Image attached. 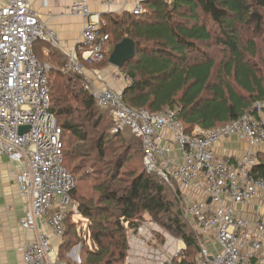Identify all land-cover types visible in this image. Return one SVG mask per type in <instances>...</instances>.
I'll use <instances>...</instances> for the list:
<instances>
[{"label": "built area", "instance_id": "2783aa9c", "mask_svg": "<svg viewBox=\"0 0 264 264\" xmlns=\"http://www.w3.org/2000/svg\"><path fill=\"white\" fill-rule=\"evenodd\" d=\"M117 1L73 0L70 14L81 17L84 26L80 41L66 50L31 0H0V159L16 165L10 179L24 198L21 227L37 235L36 241L20 249L23 264H68L53 256L51 239L41 226L47 223L54 235L63 237L65 221L69 214L78 215L79 208L71 198L76 179L64 167L63 131L52 111L49 71L53 67L41 63L34 51L37 43L47 42L67 58L60 73L84 78L97 106L108 112L112 133L129 130L141 140L147 173L177 182L189 200L198 197L191 200L187 214L220 246L210 260L201 244L199 264H264V173L253 172L264 153V100L227 125L188 133L176 111L138 110L125 102L122 91L95 87L86 65L104 60L110 39L103 32L100 13L89 6L111 7ZM144 2L136 0L133 15H143ZM131 83L126 79L125 87ZM22 127L29 130L20 133ZM228 139L247 147L237 164L217 155L216 146ZM175 148L182 151L180 163L173 156ZM254 201L260 213L255 220L246 219L237 206L246 208Z\"/></svg>", "mask_w": 264, "mask_h": 264}, {"label": "trees", "instance_id": "16d2710c", "mask_svg": "<svg viewBox=\"0 0 264 264\" xmlns=\"http://www.w3.org/2000/svg\"><path fill=\"white\" fill-rule=\"evenodd\" d=\"M144 5L143 15L130 16L116 43L104 51L103 61L109 63L116 44L128 37L137 43L138 56L129 63H135L128 72L132 83L124 91L129 106L151 113L169 106L191 133L195 123L204 131L227 125L264 100V67L257 51V39L264 38V0H145ZM59 70L61 83L51 87L50 71L49 87L52 111L63 131L64 167L74 177L91 169L79 178L91 180V193L83 195L77 184L71 193L78 215L88 222L86 234L93 245L83 247L81 264H126L130 233L147 216L165 228L163 219L169 216L187 247L177 264H199L189 253L193 250L201 259L200 239L184 230L180 211L172 215L173 203L183 202L182 193L175 191L172 202L169 184L157 174L138 166L126 170L132 147L115 146L124 131L113 134L103 126L102 108L82 76ZM70 159L79 161L72 171L66 168ZM257 159L253 172L261 176L264 153ZM67 222L64 237L71 233Z\"/></svg>", "mask_w": 264, "mask_h": 264}, {"label": "rangeland", "instance_id": "374dc122", "mask_svg": "<svg viewBox=\"0 0 264 264\" xmlns=\"http://www.w3.org/2000/svg\"><path fill=\"white\" fill-rule=\"evenodd\" d=\"M38 1V2H37ZM44 1V0H43ZM47 1V6L42 7L40 5V0H36V7L42 13V20L44 22H48L49 25L55 30V29H60L59 30V40L64 42H74L80 38L81 35V29H82V22L81 20L76 22L75 20L77 16L71 15L69 11H63V13L58 11V6L62 2V0H45ZM125 3L123 4V7L120 5L117 6L115 4L111 5V7H104L100 6L99 4H91L89 7L92 12L98 11L101 12V19L100 23L102 24L103 31L109 35V43L107 45L108 51L112 48V46L116 43L118 34L122 33L123 30L126 27V20L130 16H132V12L135 8L134 4L136 0H124ZM123 3V2H122ZM121 3V4H122ZM133 5L134 7L132 8ZM135 18V15H133ZM71 24L70 28L71 30L76 29L73 32L66 31L67 26ZM80 33V35H79ZM35 55L38 57L39 61L44 64H49L53 69H51V87H56L58 86L62 79L58 76V74L55 72L58 67L61 69L64 67V64L66 62V58L62 57V53L60 52L59 49L54 48L50 43H38L36 44L35 47ZM257 51H259V58L262 60L260 62L261 67H264V38H259L257 39ZM62 64V66H61ZM89 64H87L88 66ZM110 66V64L107 61H101L98 62L97 64H91V66L95 70H101L104 68H107ZM49 71V73H50ZM264 71V68H263ZM130 78V77H129ZM127 79V78H126ZM125 80L122 81V83ZM100 114L103 119V126L104 127H109V132L112 133L113 130V125H112V120H110L109 114L106 110L100 109ZM63 122H69L68 119L63 120ZM62 123V122H61ZM68 134L66 131L65 135ZM68 140V139H67ZM65 139L66 143V148L65 152L67 153L68 151V142ZM115 146L120 147L123 145L124 147H129L131 149V154L129 155L130 161L128 162L127 165H125L126 170H132L134 166H138L144 170L145 168L142 165V151H141V145L137 137L134 135L130 134L129 131H124L123 137L121 139H116L115 140ZM74 148V147H73ZM123 150H121L122 152ZM71 163L69 164V167L67 166L66 168L70 169L72 171V167L76 166L79 161H75L74 159H70ZM0 165H3L0 159ZM91 172L90 168H84V171H81L79 174L76 173L75 178H76V184L80 187V190L84 194H89L91 193L90 190L92 188L91 185V180L84 179V181H79V178L82 176L83 178L85 175ZM7 181L9 184L12 186H15L13 182H11L10 176L7 177ZM168 183V191H167V197L173 202L174 196H175V191L181 192L183 196V202L182 204L178 203L175 204L173 203V210H172V215L176 216L177 212H181L182 215V225L184 226V230L187 231L188 233L198 237V239H202V231L198 228L196 225L195 221L193 218L187 214L189 211V206L192 204L191 200L186 198V195L184 194L177 182L170 180ZM179 192V193H180ZM175 200V199H174ZM165 225H168L163 227L161 224L158 222L152 221L151 217H146L144 220L145 222L143 225H141L138 230L134 231L135 235L137 238L141 239L144 241V245H141L142 247H139V253H136L138 256L136 258L137 261L135 260L132 262V264H177L181 259L183 258V255L187 252V247L185 246L184 240H182L181 237H179L175 231V228L170 224V217L166 216V218L163 219ZM66 228L70 227V229L78 234L77 238L72 237L71 239L73 243L74 241H78V244L82 245V247L86 248L89 246L93 248V245L90 244L92 243L89 241L88 243V234H86L87 231V226L88 222L86 219L81 218L77 214H69L68 216V222L66 223ZM141 230V231H140ZM132 233V232H131ZM130 233V234H131ZM132 236V235H131ZM137 251V252H138ZM131 253L128 251V257L131 256ZM190 259L193 257L196 259V263L200 261L199 255L196 254L195 251L190 250ZM127 257V258H128ZM126 258V261H127ZM134 258V257H133ZM132 258V259H133ZM64 259V258H62ZM65 261L70 260V258L64 259ZM129 262V260H128ZM130 263V262H129ZM69 264V263H68ZM70 264H81V262H75ZM127 264V263H126Z\"/></svg>", "mask_w": 264, "mask_h": 264}, {"label": "crops", "instance_id": "0c3cea01", "mask_svg": "<svg viewBox=\"0 0 264 264\" xmlns=\"http://www.w3.org/2000/svg\"><path fill=\"white\" fill-rule=\"evenodd\" d=\"M72 2L73 0H62V2L57 7L58 11H60V13L61 12L63 13V11L64 12L69 11L70 13L69 7L71 6ZM31 3L33 8L36 9L40 15H42V13H40V11L36 7V0H31ZM124 3H125L124 0H118L117 4L115 5L117 6L120 5L121 7H123ZM40 5L42 7H46L48 4L46 3V5H44L43 0H40ZM131 6L132 8L134 7L133 5ZM95 12L101 14V12L98 11ZM76 19H77L75 20L76 22L81 20L83 24V19L81 17H76ZM45 23L49 25L48 22ZM70 26L71 24L67 26L66 31L73 32L76 29V27L75 29L71 30ZM83 26L84 24L82 25V28ZM59 30L60 29L54 30L57 33V36H59L60 34ZM79 39L74 42L72 41L64 42V44L60 40L61 47L66 50H70L80 41ZM62 57L66 58V56L63 54ZM133 65H135V63L129 64V66L124 69H119L114 66L112 67L110 65L107 68L101 70L98 69L95 70L94 68L89 67L91 66V64H89L88 66L86 65V72L90 81L95 87H102L106 85L108 87L120 90L124 93L126 89L130 88V87H125V83H126V78L127 79L129 78L128 77L129 69L133 67ZM123 80L125 81L122 83ZM182 94H183L182 91L179 92L176 99L178 100V98H180ZM167 109H171V108L169 106H165L163 108V110H167ZM155 113H160V112H155ZM190 127H191L190 130L191 133L202 131V125H200L199 123H195ZM216 149H217V155L220 159L228 163L230 162L233 164H237L243 157L245 151L247 150V147L246 145L242 144L241 142L235 139H228V141L218 144L216 146ZM174 150L175 151L173 156L180 163V161L182 160V151L178 150L177 148H175ZM1 162L3 163V165H0V264H23V257H22V253L20 252V249L24 244L33 243L34 241H36L37 235L36 233H32L22 229L21 222L25 208L24 198L19 192V188L16 186H12L7 181V177L10 176L11 170L16 165L12 164L6 158H2ZM191 200L197 201L198 197L194 195L192 196ZM237 209L242 213V215L246 219L248 218L250 220H255L260 213L259 204L257 201L250 203L249 205L246 206V208L237 206ZM58 210L59 208L57 206L54 212ZM46 219L48 220V218ZM41 229L51 239L52 248L53 251H55L53 256L54 255L59 256L61 259L62 258L66 259L69 257L70 260L68 261L62 259L63 261L69 264L73 263V261L77 263L82 262V258L84 256V250L82 245L78 244V241H74L73 243H71L72 240H70L71 235L72 237L77 238L78 234L74 233L71 230L70 236L58 237L53 234L52 230L48 227L47 223H44L41 226ZM89 241L90 240H88V243ZM144 243L145 242L137 238L135 232L132 231L128 241V245L130 248L129 252L131 253L130 254L131 256L129 257L127 256L128 258L125 263L132 264V262H134L135 260L137 261L138 258L136 257L138 255L136 253H139L138 251L139 247H142L141 245H144ZM201 244H203L208 249L209 259L213 260L216 254L218 253V251L220 250V246L217 245L216 239L213 236V234H209V233L202 234L200 245ZM128 260L130 263L128 262Z\"/></svg>", "mask_w": 264, "mask_h": 264}, {"label": "water", "instance_id": "95a60500", "mask_svg": "<svg viewBox=\"0 0 264 264\" xmlns=\"http://www.w3.org/2000/svg\"><path fill=\"white\" fill-rule=\"evenodd\" d=\"M137 43L133 38H126L115 45L109 58V64L122 69L137 58ZM28 127H22L20 133L27 132ZM211 200L209 201V204Z\"/></svg>", "mask_w": 264, "mask_h": 264}]
</instances>
